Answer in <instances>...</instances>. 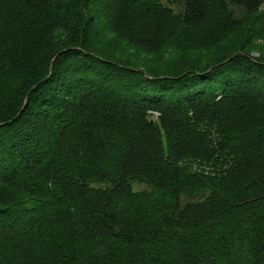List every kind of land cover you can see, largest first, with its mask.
I'll return each mask as SVG.
<instances>
[{
	"label": "trees",
	"instance_id": "obj_1",
	"mask_svg": "<svg viewBox=\"0 0 264 264\" xmlns=\"http://www.w3.org/2000/svg\"><path fill=\"white\" fill-rule=\"evenodd\" d=\"M0 264H264V0H0Z\"/></svg>",
	"mask_w": 264,
	"mask_h": 264
},
{
	"label": "rangeland",
	"instance_id": "obj_2",
	"mask_svg": "<svg viewBox=\"0 0 264 264\" xmlns=\"http://www.w3.org/2000/svg\"><path fill=\"white\" fill-rule=\"evenodd\" d=\"M246 17V13L242 10H235L230 17L223 16L221 13L213 14L206 26L199 32L198 38L203 41L209 42L210 44L217 42L220 38L224 37L227 33H229L233 27L240 21L242 18ZM6 26V24H5ZM40 29L36 30H23L24 36L29 40L37 39L39 41V45L41 49L39 50V54L47 55L52 51V47L48 44L47 40L49 39V24L39 25ZM28 81V80H27ZM27 81L21 82L19 81L16 85L13 83L7 84L6 88L2 91L3 100L10 101L12 95L16 96L18 94L19 86L25 85L28 83ZM22 83V84H21ZM158 116V114H154ZM150 121L153 123V117L150 118ZM222 161H229V159L224 160L222 157Z\"/></svg>",
	"mask_w": 264,
	"mask_h": 264
}]
</instances>
